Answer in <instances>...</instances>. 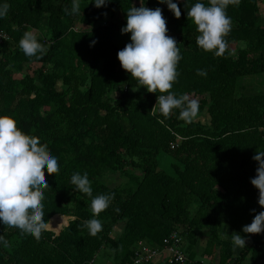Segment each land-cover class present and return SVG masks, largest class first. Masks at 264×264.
Returning <instances> with one entry per match:
<instances>
[{
    "label": "trees",
    "instance_id": "1",
    "mask_svg": "<svg viewBox=\"0 0 264 264\" xmlns=\"http://www.w3.org/2000/svg\"><path fill=\"white\" fill-rule=\"evenodd\" d=\"M148 1L151 8L163 9L168 35L181 49L171 91L198 100L197 118L208 116L204 121L187 123L179 119V109L168 117L159 110L153 114L158 93L140 87L123 69L118 51L131 40L122 27L133 0H109L99 8L94 0H81L76 15L65 10L72 0H7L8 15L0 18V33L8 37L0 43V115L14 117L18 127L39 136L60 170L44 173L49 186L42 203L49 229L40 239L8 230V245L0 243V264H88L106 250L114 252L116 262L130 264L139 241L163 247L175 231L186 240L187 264L202 263L195 261L202 231L208 237L204 257L220 252L215 264H264V233H243L256 214L252 210L264 208L251 183L258 167L253 156L264 150V92H250L243 84L264 76V0H228L232 28L221 56L197 43V26L187 16L196 0H176L179 18L166 3ZM108 14L112 19L119 14L123 21L104 23ZM32 28L45 44L43 55L29 57L19 47ZM236 44L246 46L237 51ZM37 63L42 67L23 74ZM164 156L173 161L172 173L161 167ZM76 171H87L93 195L115 193L99 214L103 227L95 235L85 226L93 216L92 197L75 190L71 177ZM114 173L127 183L107 185L104 179ZM120 223L124 228L115 238ZM4 229L0 224V233ZM233 232L248 237L237 257Z\"/></svg>",
    "mask_w": 264,
    "mask_h": 264
},
{
    "label": "clouds",
    "instance_id": "2",
    "mask_svg": "<svg viewBox=\"0 0 264 264\" xmlns=\"http://www.w3.org/2000/svg\"><path fill=\"white\" fill-rule=\"evenodd\" d=\"M80 3L81 0H72L71 8L65 10L73 15L79 14ZM94 3L99 8L107 5L109 0H94ZM160 3H166L177 18L181 16V8L176 0H160ZM227 4L228 0H211L209 5L196 0L187 11V16L196 24L199 32L198 45L206 51H213L216 56L223 55L228 48L225 37L231 31L232 18L227 15ZM9 8L7 0L0 2V18L8 15ZM126 19L122 33H130L131 40L118 51L123 69L136 78L140 87L158 93L153 113L158 109L164 117H168L179 109V119L191 123L200 111L199 101L191 99L186 92L178 95L171 91L179 76L178 64L182 55L176 38L168 35L163 9L159 6L150 8L141 0V6H132L127 10ZM0 35L3 36L2 33ZM96 42L93 40L92 45ZM19 47L29 57L46 52L45 44L39 39V31L34 28L24 32ZM197 72L207 75L206 69H197ZM253 159L258 162V167L251 183L259 189L258 203L264 206V150L258 149ZM59 170L58 158L50 154L39 136L18 127L14 117L0 115V224L5 225L4 232L0 233V243L8 245L4 233L10 229H19L36 239H40L42 233L49 229L50 220L44 218L42 203L45 196L43 189L49 186L44 173L55 174ZM71 182L76 191L92 197L93 216L85 226L95 235L103 227L99 214L110 206L115 193L93 195L87 171L83 174L74 172ZM252 211L256 214L251 223L243 226V233H264V208L258 212L255 209ZM230 235L234 249L247 245L246 235L240 232Z\"/></svg>",
    "mask_w": 264,
    "mask_h": 264
},
{
    "label": "rangeland",
    "instance_id": "3",
    "mask_svg": "<svg viewBox=\"0 0 264 264\" xmlns=\"http://www.w3.org/2000/svg\"><path fill=\"white\" fill-rule=\"evenodd\" d=\"M134 1H135V6L139 7V5L137 3V2H139V0H134ZM261 16H262L261 23H262V25H264V3L261 4ZM122 19H123L122 16L119 14L116 18L113 17V19H112V15L108 14L103 19V22L115 20V21L121 23L123 21ZM245 46H246L245 44H240V45L236 44L233 47L235 50H237V49H239V47H245ZM16 47H17V45L14 44V50L16 49ZM237 51H234V53L236 54ZM40 67H42V64H39V63L29 64L24 68V70L22 72H23V74H26L28 72L33 73L34 70H36ZM21 76H22V74H15V77L19 78ZM243 84L250 86V89H251L250 92H262V91L264 92V76L252 77V78L246 79ZM117 101H120V98ZM157 111H158V109L156 110V112ZM205 119H208V116L205 115L203 117L197 118L196 121H198V120L204 121ZM172 162L173 161L168 156H164L163 158H161V167L172 173L173 172L172 171ZM104 181L111 188L122 187L124 184L127 183V179L123 178L119 173H114V174L107 176L106 179H104ZM123 228H124V224L120 223L117 226L116 231L112 234L113 237L118 238L119 235L121 234V232L123 231ZM200 234L203 236L205 234V231H202V233L200 232ZM201 241H203L201 243L205 244L204 239ZM240 248L241 247H237V249H240ZM108 253H111V256H108V255H110ZM102 257L103 258L98 259V261L96 260L97 264H123V262H120V261L116 262L114 252L111 250H106V253ZM215 259H216V262H218L217 258H215Z\"/></svg>",
    "mask_w": 264,
    "mask_h": 264
},
{
    "label": "built area",
    "instance_id": "4",
    "mask_svg": "<svg viewBox=\"0 0 264 264\" xmlns=\"http://www.w3.org/2000/svg\"><path fill=\"white\" fill-rule=\"evenodd\" d=\"M144 3L150 7L148 0H144ZM139 6H141V0H139ZM2 34L3 36L0 35V43L8 39L5 33ZM262 130L264 133V128ZM184 243V237L176 231L164 240L163 247H154L146 241H139L134 253V259L130 264H153L163 261H167L171 264H187L191 262V259L184 250ZM88 264H97V261L92 260ZM201 264L204 263L202 262ZM229 264L237 263L231 262Z\"/></svg>",
    "mask_w": 264,
    "mask_h": 264
},
{
    "label": "crops",
    "instance_id": "5",
    "mask_svg": "<svg viewBox=\"0 0 264 264\" xmlns=\"http://www.w3.org/2000/svg\"><path fill=\"white\" fill-rule=\"evenodd\" d=\"M137 3L139 5V2H137ZM133 6H135V1L134 0H133ZM104 23H107V22H104ZM203 239L205 240V242H204L205 244L201 243V242H203V241H201ZM207 240H208V237L206 235H203L202 236L200 234L198 236V244H197V249H196L197 252H196V259H195V261H202L204 264H215V263H217L215 258H217V261H219V254H220V252L217 249L214 257H212V258L211 257H204L203 250L206 247ZM242 250H243V247H241L240 249L235 248L234 249L235 256L236 257L239 256Z\"/></svg>",
    "mask_w": 264,
    "mask_h": 264
},
{
    "label": "water",
    "instance_id": "6",
    "mask_svg": "<svg viewBox=\"0 0 264 264\" xmlns=\"http://www.w3.org/2000/svg\"><path fill=\"white\" fill-rule=\"evenodd\" d=\"M68 225H69V224H68ZM68 225H67V226H68ZM61 232H62V231H60L59 233H56V235H60Z\"/></svg>",
    "mask_w": 264,
    "mask_h": 264
}]
</instances>
